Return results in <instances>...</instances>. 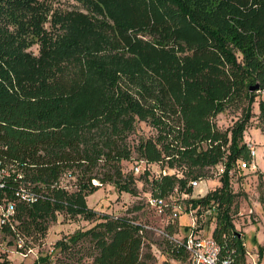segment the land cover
I'll use <instances>...</instances> for the list:
<instances>
[{"label": "trees", "instance_id": "16d2710c", "mask_svg": "<svg viewBox=\"0 0 264 264\" xmlns=\"http://www.w3.org/2000/svg\"><path fill=\"white\" fill-rule=\"evenodd\" d=\"M253 100L264 134V0H0V203L12 202L0 242L25 254L58 215L79 216L89 224L60 234L32 264H151L149 223L130 212L141 204L97 211L86 194L102 183L136 194L141 179L169 211L171 194L222 160L219 183L188 199L212 208L208 234L243 264L227 168L248 158ZM227 106L239 115L219 127ZM136 119L153 134L132 139ZM130 158L141 170L123 168ZM159 236L162 252L187 261Z\"/></svg>", "mask_w": 264, "mask_h": 264}, {"label": "rangeland", "instance_id": "374dc122", "mask_svg": "<svg viewBox=\"0 0 264 264\" xmlns=\"http://www.w3.org/2000/svg\"><path fill=\"white\" fill-rule=\"evenodd\" d=\"M53 4L62 7L85 6V0H52ZM262 96V94H260ZM252 113L248 117L245 127L242 130V139L250 140L255 146V166H238L229 174V184L232 191L235 192L234 206L230 211V216L234 230L241 236L243 244V264H264V134L263 129L257 117L256 100L251 105ZM239 115L238 109L227 106L215 115V121L219 127L229 125ZM154 132L152 124L136 119L134 129L130 137L136 138L137 135H151ZM135 158L123 160L124 169H132ZM158 164H148L150 174H156ZM215 167H207V175L199 178L197 184L191 187L189 192L184 194L175 192L171 194L169 202L174 203L180 208L183 204H191L188 197L200 196L204 191L219 183L218 174L214 172ZM135 184L138 188L136 194H130L126 191H116L109 183H102L85 196L88 205L97 211H106L117 213L121 212L126 206L134 203H140V207L130 211L136 214L137 218L144 222L158 227H164L167 223H174V218H169L168 209L157 212L147 200L148 190L146 184L141 179H136ZM143 186V187H142ZM198 193V194H196ZM193 205V204H192ZM191 205V206H192ZM212 208H205L202 219L198 224L199 234H208L213 226L214 219ZM189 219L187 213L182 208L177 211L175 225L172 226V232L180 236L187 230ZM89 224L87 219L76 216L73 219H62L58 215L55 221L48 225L47 232L43 240L32 246L29 251L23 254L15 249L14 244H4L0 242V254L5 253L11 264H32L36 257V251L42 252L50 248L53 240L62 233L70 232L75 228L84 227ZM145 238L150 241V251L154 255L151 264H188L186 259L179 261L168 257L162 252V241L158 234L151 229L145 232ZM1 257V256H0Z\"/></svg>", "mask_w": 264, "mask_h": 264}, {"label": "built area", "instance_id": "2783aa9c", "mask_svg": "<svg viewBox=\"0 0 264 264\" xmlns=\"http://www.w3.org/2000/svg\"><path fill=\"white\" fill-rule=\"evenodd\" d=\"M245 145L248 151V158H239L238 163L236 165L244 167V166H255V146L254 144L246 139ZM144 161L140 158L135 161L132 165V170L137 172L141 170V167L144 165ZM224 169L223 161H219L216 164L214 172L219 174ZM234 170V165H230L227 168V174H231ZM161 171H164L161 168ZM198 177H191L188 179V184L191 187H194L197 184ZM148 202L154 207L157 212L163 211V207L165 206L167 200L165 197H155L149 196L147 198ZM208 206L201 207L198 209L195 206H191L188 204H183L180 208L185 210L187 213L189 222L187 225V230L184 234L178 236L174 232H167L162 227H158L151 224H145L144 227L147 229H151L154 233L158 235H163L164 237L170 239L175 244L181 246L187 255V263L188 264H232V257L229 254L220 255V246L217 241L209 234H199L198 233V224L202 219V215L205 211V208ZM174 203L170 207L168 211L169 218H175L177 215V211L180 209ZM12 210V202L7 200L4 203H0V219H2L8 215ZM30 249H28L29 251ZM254 264V262L252 263Z\"/></svg>", "mask_w": 264, "mask_h": 264}, {"label": "water", "instance_id": "95a60500", "mask_svg": "<svg viewBox=\"0 0 264 264\" xmlns=\"http://www.w3.org/2000/svg\"><path fill=\"white\" fill-rule=\"evenodd\" d=\"M256 86V83H254V84H252L250 87L252 88V87H255ZM235 231V230H234ZM235 233L237 234V235H239V233L237 232V231H235Z\"/></svg>", "mask_w": 264, "mask_h": 264}, {"label": "crops", "instance_id": "0c3cea01", "mask_svg": "<svg viewBox=\"0 0 264 264\" xmlns=\"http://www.w3.org/2000/svg\"><path fill=\"white\" fill-rule=\"evenodd\" d=\"M196 194H198V193H196ZM185 232H186V230L184 231V233H185ZM184 233H183V234H184ZM203 235H204V234H203Z\"/></svg>", "mask_w": 264, "mask_h": 264}]
</instances>
